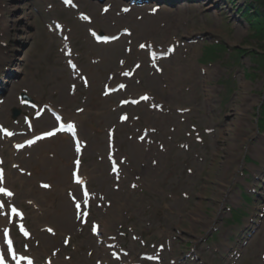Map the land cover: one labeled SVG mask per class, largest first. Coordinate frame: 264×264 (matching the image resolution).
<instances>
[{
    "label": "rangeland",
    "instance_id": "1",
    "mask_svg": "<svg viewBox=\"0 0 264 264\" xmlns=\"http://www.w3.org/2000/svg\"><path fill=\"white\" fill-rule=\"evenodd\" d=\"M42 1L0 0V46L8 44L12 56L20 61L12 71L20 79L11 82L6 113L0 119L8 118L22 90L65 108L68 119L76 118L82 137L89 142L85 172L91 186L110 198L111 207L98 214L102 238L117 237L119 248L123 245L137 260L163 245L167 250L164 264H264V180L252 178V173L264 175V136L258 134L264 128V34L249 22L245 0H153V5L161 7L158 16L134 12L124 18L115 11L110 16L99 15L108 0L79 1L80 10L96 20L94 28L116 33L127 27L133 32V37L106 50L93 44L76 12L62 9L57 0ZM48 4L58 6L57 13H45ZM52 19L73 28L72 42L81 53L79 63L91 78V88H80V97L74 101L68 95L73 80L59 53L60 39L46 27ZM149 21L155 24L146 28ZM139 43L156 51L171 49L161 65L162 75L144 64L146 53L136 51ZM127 47H133L131 55ZM91 57L101 62L93 65L95 58ZM120 60L126 61L125 68L119 67ZM138 62L143 66L127 82V92L103 99L109 74L121 73ZM143 93L153 97L152 110L147 104L117 110L119 100ZM79 108L85 109L81 115L76 114ZM120 112L130 114L128 124H118ZM45 118L49 123L38 122V131L54 125L48 114ZM110 128L116 130L118 160L125 159L120 184L110 179L105 160ZM144 129L150 132L146 145L137 141ZM65 138L37 150L41 156L56 154L46 165L25 161L34 176L19 200L34 199L45 211V216H38L40 209L28 208V223L38 233L42 225L60 230L65 220L64 203L69 204L66 171L74 157L72 143ZM62 144L69 146L70 153L64 152ZM39 180L52 182L55 191L43 192ZM114 185L120 189L115 191ZM240 186L247 194L256 189L253 201H243ZM238 210L242 224H237L239 217L233 213ZM133 233L147 249L132 239ZM42 234L36 238L40 248H34L40 259L63 247L65 235H73L76 261L116 263L104 246L91 258L87 256L97 240L86 230L64 229L46 243Z\"/></svg>",
    "mask_w": 264,
    "mask_h": 264
},
{
    "label": "trees",
    "instance_id": "2",
    "mask_svg": "<svg viewBox=\"0 0 264 264\" xmlns=\"http://www.w3.org/2000/svg\"><path fill=\"white\" fill-rule=\"evenodd\" d=\"M254 7L249 10V22L253 29L264 34V0H253Z\"/></svg>",
    "mask_w": 264,
    "mask_h": 264
},
{
    "label": "snow or ice",
    "instance_id": "3",
    "mask_svg": "<svg viewBox=\"0 0 264 264\" xmlns=\"http://www.w3.org/2000/svg\"><path fill=\"white\" fill-rule=\"evenodd\" d=\"M69 2H70V0H65V3H69ZM141 47H143V45ZM121 87H124V86L121 85ZM144 99H147V97H144ZM6 134L9 135V136L12 135V133H6ZM49 135H51V134H49ZM0 177H2V174H0ZM44 187H48V185H44ZM0 193H2L5 196H9V197L13 195L11 192L7 191L4 188H0ZM3 207H4V205H0V208H3ZM77 208H79V205L78 204H77ZM12 212L13 213H16V209L15 208H12ZM49 231H51V229H49ZM25 235H27L26 232H25ZM9 248H11V241H9ZM29 264H31V262H29Z\"/></svg>",
    "mask_w": 264,
    "mask_h": 264
},
{
    "label": "bare ground",
    "instance_id": "4",
    "mask_svg": "<svg viewBox=\"0 0 264 264\" xmlns=\"http://www.w3.org/2000/svg\"><path fill=\"white\" fill-rule=\"evenodd\" d=\"M6 20H4V22H5ZM155 23H153V22H147V23H145V27L146 28H148L149 26H151V27H153V25H154ZM100 47H102V46H100ZM0 60L1 59H3V62H9L10 64L12 63L11 61H10V59L8 58V57H6V55L3 53V51L2 50H0ZM12 66H14V64L12 65ZM68 213H69V215L71 214V211L70 210H68ZM47 240H49L48 238H47Z\"/></svg>",
    "mask_w": 264,
    "mask_h": 264
}]
</instances>
